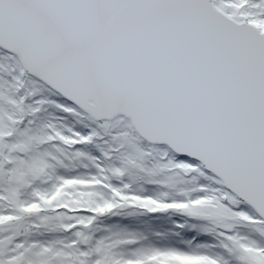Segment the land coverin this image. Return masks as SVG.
Masks as SVG:
<instances>
[{
	"label": "snow or ice",
	"instance_id": "6c2138e0",
	"mask_svg": "<svg viewBox=\"0 0 264 264\" xmlns=\"http://www.w3.org/2000/svg\"><path fill=\"white\" fill-rule=\"evenodd\" d=\"M0 264H264V0H0Z\"/></svg>",
	"mask_w": 264,
	"mask_h": 264
},
{
	"label": "trees",
	"instance_id": "16d2710c",
	"mask_svg": "<svg viewBox=\"0 0 264 264\" xmlns=\"http://www.w3.org/2000/svg\"><path fill=\"white\" fill-rule=\"evenodd\" d=\"M185 223L183 229H177L176 223ZM196 223L195 221L188 220L187 218L167 213L148 214L142 213L137 215H114L111 217H104L99 221V227L103 230L106 227L117 226L138 229L144 233L151 235L152 232L166 233L173 239H192L195 237L194 243L210 239L204 235H198L197 230L189 227L188 225ZM178 232V237L173 236V233Z\"/></svg>",
	"mask_w": 264,
	"mask_h": 264
}]
</instances>
